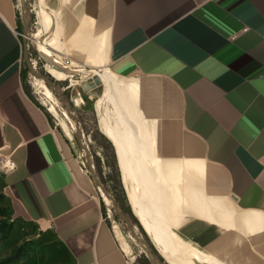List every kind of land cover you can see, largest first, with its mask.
<instances>
[{
  "label": "crops",
  "instance_id": "0c3cea01",
  "mask_svg": "<svg viewBox=\"0 0 264 264\" xmlns=\"http://www.w3.org/2000/svg\"><path fill=\"white\" fill-rule=\"evenodd\" d=\"M35 4V56L58 78L80 68L96 76L100 134L160 255L264 264V0ZM20 12L17 0H0V159L15 162L0 185L12 220L53 235L62 264H143L29 84Z\"/></svg>",
  "mask_w": 264,
  "mask_h": 264
},
{
  "label": "rangeland",
  "instance_id": "374dc122",
  "mask_svg": "<svg viewBox=\"0 0 264 264\" xmlns=\"http://www.w3.org/2000/svg\"><path fill=\"white\" fill-rule=\"evenodd\" d=\"M17 2L19 10L22 12V18H27L29 22L27 24L28 32H25L23 36L24 40L26 39L28 54L29 57H32L34 69H30L29 84L38 100L55 115L59 124L71 136L77 151L87 166V154L90 155L92 167L96 170L100 183L110 192L112 183L108 176L113 171L112 157L107 155L108 152L103 146V139L98 128V119L94 108L97 88L93 87L92 83H88V78L93 74L85 68H80L63 78H58L50 71L54 65H48L47 69L44 65L45 60L35 56L36 53L40 54L38 42L41 40V36H38L40 25L37 20L35 0H17ZM37 72H42L50 77V83L56 88V91ZM86 83L88 88L85 87ZM78 98L80 103L77 102ZM78 136L82 137L83 145L79 142ZM3 174L5 173L0 166V179ZM99 189L105 199V202L103 201L105 209L110 210V214L113 216L115 214L113 201L101 187ZM0 193H2L1 185ZM0 204L7 205V201ZM1 219L2 217H0ZM116 223L120 224L127 237L131 256L146 264L145 251L147 248L143 244L145 236L142 231L135 225L136 230L132 231L122 219H116ZM135 234L141 238L138 239ZM24 243H26L27 255L14 264H62L61 255L56 248L55 237L51 234L44 236L38 227L23 221L14 222V228L7 239L0 238V259L10 254L14 247ZM156 260L157 264H163L158 257Z\"/></svg>",
  "mask_w": 264,
  "mask_h": 264
},
{
  "label": "trees",
  "instance_id": "16d2710c",
  "mask_svg": "<svg viewBox=\"0 0 264 264\" xmlns=\"http://www.w3.org/2000/svg\"><path fill=\"white\" fill-rule=\"evenodd\" d=\"M21 13L22 12H20L19 14L20 20L22 16ZM23 80L25 81V86H27L28 84L26 81L27 80L26 71H23ZM48 113L52 117V114L50 112ZM101 137L103 139V146H105L108 152L107 155L112 157L113 171L108 176L110 178L109 179L110 182L112 183L111 190H110L111 195L116 199L119 208L127 215V217L131 220V222H133L140 228V230L145 236V240L149 244V247L153 251L155 256L158 257L163 264H169L160 255V253L155 248V246L151 243L144 228L142 227V225L140 224L136 216L133 214L130 208V205H129L126 191L122 183L120 169L118 166V161H117V156H116L114 145L105 135L102 134ZM4 201H6V195L4 193H0V203H3ZM103 211H104V215L107 216V211L104 205H103ZM0 217H2V219L0 220V238L2 240H5L9 237L10 233L12 232L14 228L15 220H12L11 208L7 205L0 204ZM115 217L117 219H121L120 216L116 212H115ZM26 255H27V247H26V243H24V244L14 247L10 254L1 258L0 264H14L18 260H20L22 257H25ZM145 258H146L145 260L146 264H152L151 260L147 256H145Z\"/></svg>",
  "mask_w": 264,
  "mask_h": 264
},
{
  "label": "water",
  "instance_id": "95a60500",
  "mask_svg": "<svg viewBox=\"0 0 264 264\" xmlns=\"http://www.w3.org/2000/svg\"><path fill=\"white\" fill-rule=\"evenodd\" d=\"M27 18H25V23H26V26H25V32L27 33L28 32V29H27ZM26 58L29 59V54H28V50H26ZM32 70L33 67L31 66ZM37 74L43 78H45L49 83H50V79L47 75H45L44 73L42 72H37ZM96 76H94V74L92 76H90L88 78V83H92L96 78ZM85 87L88 88V84L86 83L85 84ZM51 88L53 90L56 91V88L54 86L51 85ZM80 142H81V138H80ZM87 159H88V163L90 165V170L92 172V174L95 176L96 180H97V183L100 184V187L104 190V192L107 194V196L113 201V204H114V211L120 216V218L125 221L127 223V225L130 227V229L132 231H134V226L131 222V220L127 217V215L119 208L118 204H117V201L116 199L107 191V189L100 183V180L99 178L97 177V174H96V170L92 167V163H91V158H90V155L87 154ZM135 236L139 239V236L137 234H135ZM143 244L145 245V247L147 248V255L148 257L150 258L152 264H157V260H156V256L155 254L153 253V251L150 249L149 247V244L147 243V241H143ZM167 261V260H166ZM168 262V261H167ZM169 263V262H168ZM170 264V263H169Z\"/></svg>",
  "mask_w": 264,
  "mask_h": 264
},
{
  "label": "built area",
  "instance_id": "2783aa9c",
  "mask_svg": "<svg viewBox=\"0 0 264 264\" xmlns=\"http://www.w3.org/2000/svg\"><path fill=\"white\" fill-rule=\"evenodd\" d=\"M22 35H25L23 32H20ZM82 137H81V144L83 145V141H82ZM1 169L4 172H8L10 170H13L15 168V162L11 159V158H7L6 156H3V158H1Z\"/></svg>",
  "mask_w": 264,
  "mask_h": 264
},
{
  "label": "bare ground",
  "instance_id": "6f19581e",
  "mask_svg": "<svg viewBox=\"0 0 264 264\" xmlns=\"http://www.w3.org/2000/svg\"><path fill=\"white\" fill-rule=\"evenodd\" d=\"M77 102H78V103H80V100H79V98L77 99Z\"/></svg>",
  "mask_w": 264,
  "mask_h": 264
}]
</instances>
